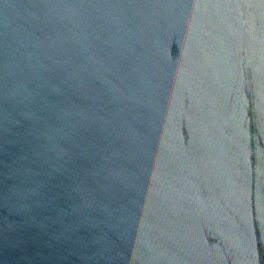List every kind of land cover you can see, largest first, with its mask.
<instances>
[{
  "label": "water",
  "instance_id": "obj_1",
  "mask_svg": "<svg viewBox=\"0 0 264 264\" xmlns=\"http://www.w3.org/2000/svg\"><path fill=\"white\" fill-rule=\"evenodd\" d=\"M0 264H264V0H0Z\"/></svg>",
  "mask_w": 264,
  "mask_h": 264
}]
</instances>
